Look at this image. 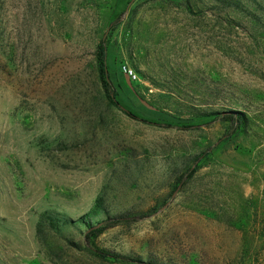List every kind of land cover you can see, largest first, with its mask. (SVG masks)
<instances>
[{
  "label": "rangeland",
  "instance_id": "obj_1",
  "mask_svg": "<svg viewBox=\"0 0 264 264\" xmlns=\"http://www.w3.org/2000/svg\"><path fill=\"white\" fill-rule=\"evenodd\" d=\"M139 262L264 264V0H0V264Z\"/></svg>",
  "mask_w": 264,
  "mask_h": 264
},
{
  "label": "trees",
  "instance_id": "obj_2",
  "mask_svg": "<svg viewBox=\"0 0 264 264\" xmlns=\"http://www.w3.org/2000/svg\"><path fill=\"white\" fill-rule=\"evenodd\" d=\"M106 44H105V40L102 39L100 41V43L97 46L96 49V65H97V72H98V79L100 82V85L102 87V90L105 94V97L107 98L109 104L119 108L124 115H126L127 117L131 118V119H135V120H141L138 116H136L134 113H132L131 111L125 109L122 107V105L119 103V101L116 99L117 94L114 90V88L111 85V82L109 80V75H108V68H107V64H106ZM219 113H214V115H218ZM241 115L238 114V117H236L235 121L241 120ZM231 118V117H228ZM195 173V167L189 169L188 173H187V178H191L193 176V174ZM99 208H101V203L99 201H96V205L95 208L92 212H90V214L87 215H91L94 217H97V210H99ZM103 213V215L106 217L105 220L100 221L97 225L95 226H88L86 232H85V237L88 238L89 236H97L99 234H101L104 230L109 229L111 227L120 225V224H127L129 222H131V219L124 214H116V215H112L110 216L108 211H105L104 209H101ZM49 220V225L56 229L60 223V220L58 219H53L51 216H49L47 213H43L40 217V221L37 224L38 227V231L41 227V221L43 220ZM65 222V221H64ZM139 264H149V263H143V262H139Z\"/></svg>",
  "mask_w": 264,
  "mask_h": 264
},
{
  "label": "built area",
  "instance_id": "obj_3",
  "mask_svg": "<svg viewBox=\"0 0 264 264\" xmlns=\"http://www.w3.org/2000/svg\"><path fill=\"white\" fill-rule=\"evenodd\" d=\"M125 69V68H124ZM128 72V73H127ZM125 73L127 74V75H130V71H127L126 69H125Z\"/></svg>",
  "mask_w": 264,
  "mask_h": 264
}]
</instances>
